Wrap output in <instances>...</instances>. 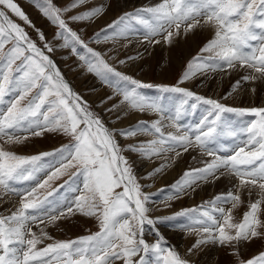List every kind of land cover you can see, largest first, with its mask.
I'll return each instance as SVG.
<instances>
[{"label": "snow or ice", "instance_id": "1", "mask_svg": "<svg viewBox=\"0 0 264 264\" xmlns=\"http://www.w3.org/2000/svg\"><path fill=\"white\" fill-rule=\"evenodd\" d=\"M89 2L72 0L61 9L52 0H46L47 6L39 5L37 0L44 17L58 29L53 37L62 41L58 46L77 56L86 65V70L95 73L102 82L112 85L113 80L116 81V94L122 99L105 109L108 113H117L112 122L121 120L122 107L128 112L152 113L156 119L150 124L138 121L124 129L108 127L91 105L74 92L48 55L56 50V46L35 27L14 0H0V50L5 43L12 44L5 54L3 67H0V140L5 145H20L29 135L41 136L44 132H56L69 139L68 144L54 152L33 156L19 155L0 145V188L6 195L21 197L16 211L0 217V264H51V260L45 259L50 255L59 264H114L115 260H121L123 264H149L146 259L149 252L155 255V264H195L182 258L175 250L165 248L164 237L158 232L153 244L143 238L146 224L154 226L175 217L153 219L148 215L150 196L143 193V186L125 155L126 152H134L141 158L152 159L163 156L170 149L175 151L176 147L186 152L192 146L203 149L214 159L206 162L204 168L190 169L185 173L187 179L177 182L173 193L176 198L185 192V186L191 187L195 180L215 176L220 169L235 175L249 195L258 188L261 198L249 204V210L239 223L233 222L231 211L226 213L224 207L215 206L214 213L203 211L202 218L188 226V230L200 236L187 250L188 254L196 256L203 246L213 244L231 249L230 254L236 257V264H264V251L245 259L239 250L244 243L264 239V219L260 218L261 205L264 204V107H228L217 100L195 96L197 101L209 106L205 110L207 115L194 128L185 127L179 121L186 101L179 106H170L163 96L149 98L141 90L156 87L161 93H182L185 97H193L195 94L192 91L178 86L142 83L111 66L105 59L107 53L89 46L101 40L128 39L133 29L125 21L131 19L147 29L144 39L148 43L159 44L161 41L156 37H161L171 44L173 38L181 34V25H185L186 32L200 26L203 19L205 24L214 25L215 34L201 52L212 55L194 58L180 83L195 75L193 67L204 71L238 66L250 70L242 77L243 81L264 80V35L258 36L254 31L257 28L264 31V0H163L154 7L125 13L86 41L70 26V22H95L103 17L108 7L101 3L85 8ZM81 8L84 10L79 11ZM8 12L36 31L38 38L44 42L43 47L38 46L25 28L9 17ZM69 12L72 14L66 20L64 16ZM145 14H149L148 18H145ZM253 40H260V47L246 52L245 48ZM109 59H115V56H109ZM132 59L134 57H127L118 63L123 65ZM17 60L21 63L14 70L17 75H12V66ZM240 83L236 81L235 86L239 87ZM34 89L36 91L33 93ZM6 96L10 97L7 101ZM113 99V96L105 97L100 104ZM225 113L241 117L249 114L255 119L237 130L225 120ZM166 128H173L174 131L166 132ZM145 133L154 138L129 145H122L118 139ZM238 134H246L245 144L249 151L245 152L244 147H240L233 155H216L214 146L219 144L221 137ZM179 154L176 153L177 156ZM47 156L58 157L59 167L47 174L46 179L38 184L40 188L51 187L52 182L67 174L69 169L75 171L65 185H69L70 181L75 183L74 178H82V188H72V191L81 194L76 195L67 206L53 196L64 185L48 193L52 200L45 198L43 201L28 199L35 188L20 193L14 187L17 181L36 180V173L41 170L36 162ZM167 166L168 163L158 165L147 174V178L158 175ZM216 201L231 202L235 208L241 203V197L229 191L224 196L216 197ZM30 209L32 212L28 211ZM74 211L95 217L100 230L78 241L56 242L38 248L43 243L42 237H47V234L41 230L38 236L30 225L38 220L42 222L44 218L54 222ZM188 211L191 210L177 215H184ZM142 252L144 256L140 255ZM137 257L138 260L135 259Z\"/></svg>", "mask_w": 264, "mask_h": 264}, {"label": "rangeland", "instance_id": "2", "mask_svg": "<svg viewBox=\"0 0 264 264\" xmlns=\"http://www.w3.org/2000/svg\"><path fill=\"white\" fill-rule=\"evenodd\" d=\"M111 1L112 0H90V2L86 4L84 7L91 8L101 3L109 6V3ZM14 2L29 17V19L32 21L35 27L40 29L45 34V36L47 37V40L50 41L54 46H56V50L53 53H49L48 55H50L51 59H53V61L56 63L63 77L68 80V83L71 85L74 92L79 94L83 98L84 101H86L89 105H91L92 110L95 113L100 115V117L102 118V120L105 122V124L108 127L115 128V129H124L129 126L135 125L138 121H143V122L150 124L156 119V116L152 113H144V114L136 113V112L132 113V112H128L126 108H122L124 109V111L128 113L126 114V115H129L128 118L132 115H137V116L132 121L127 122V123L125 122V124H122V123L117 124V122L113 123L112 121L115 119V116L117 115V113L115 112L108 113L105 111V109L108 107H111L113 103H117L122 99L120 95L116 94L117 93L116 81L113 80L112 85L102 82L100 77H98L95 73H90L86 70V65L77 56L71 55L68 49L60 48L58 46L59 44L62 43V41H57V40H54L53 38L54 34L58 31V29L56 26L52 25L51 22L46 17H44V15L42 14L40 10L39 5L47 6L46 0H39V5L37 3V0H14ZM71 2L72 0H52V3L61 9L68 6ZM162 2L163 0H160V1L145 0L141 3L134 4L133 7L123 6L118 13H116L115 11L113 13L114 15L113 17H111L104 23L100 22L97 27H91L92 23H89V22H79V23L70 22V26L74 30H76L82 36V38H84L87 41L99 29H101L102 27H105L106 25L112 23L115 20H118L119 17L124 15L125 13H135L137 10H144L147 8H151ZM78 10L83 11L84 8H81ZM71 14H72L71 12L67 13L64 16V18L67 20V17L70 16ZM8 15L15 23L20 24L22 27L25 28V31L28 33L29 37L33 41H35L38 46L43 47L44 42L38 38L37 32L32 27H29L27 24H25L23 21H21L18 17H16L11 12H8ZM148 15L149 14H145V18H148ZM125 23L130 24L131 28L133 29V31L129 33L128 39H117L115 41L112 39H109L107 42L101 40L100 42L90 43L89 46L94 48L97 51L107 53V55L105 56V59L111 66L116 68L117 71H120L126 75H130L133 78L141 81L142 83L152 84L154 86H157V85H160V86L166 85L169 87L178 86V87H182V88L192 91L195 94L193 97H185L182 93H161L156 87L141 90L144 93V95H146L149 98L163 96L165 99V103L169 104L170 106L171 105L179 106L181 102L186 101V103H184L183 105V110L181 113V120L179 121L180 124H183L185 127L194 128L195 125H197L199 121L205 115H207V112L205 110L209 106L203 104L202 101H197L195 99V96H201V97H204L205 99H214L228 107H237V108L264 107V105L260 103L261 98H264V86H263L264 80H258V81L256 80L257 82L255 81L252 83L250 81H246L247 84L249 83V84L254 85V86L249 85L250 87H248V90L246 89L247 90L246 92V91H243V88L245 90V88H247L248 85L243 84V82L240 83L239 87H236L235 84H236V81L238 80L234 81L233 79H230L229 77H226V78L222 77L223 80L222 78L220 79L218 78V76H222L224 72H226L228 69H233V68H223V69H216V70L207 69V70L201 71L193 67V72L195 73V75H193L190 79L194 80L195 83L192 86L187 85L186 82L190 79L183 81V83H180L183 73L187 70L188 64L190 62H194V58L198 56H203L204 58H207L210 55H212L211 53H207V52L202 53L201 49L210 40H212L214 36L213 37L210 36L206 39L205 37L202 38L200 41L201 44L198 50L195 51V49H193L192 54L187 58L185 57L184 52L179 49V46L175 49H171L172 47H170L169 50L153 48L157 46V44L156 43L150 44L148 43V41L144 39V33L147 31V29H145L143 25L139 24L137 20L131 19V20L125 21ZM201 23H204L203 19H201ZM184 29H185V25H181V32H183L182 35L186 34ZM172 30L175 31V28H173ZM254 31L256 32L258 36L264 35V31L258 28L255 29ZM156 39L160 40L161 41L160 43L164 44L163 45L164 48H166L167 46H170L168 43L164 42L161 37H156ZM173 39H175V37ZM173 41L174 42L171 43V46L175 45L177 42L176 39ZM133 43L135 44L133 45ZM140 43L143 44L144 46L146 45L145 48L143 47V45H139ZM135 45H138V46H135ZM260 45H261L260 40L250 41L249 47H246L245 51L252 52L255 49H258ZM11 47H12L11 43H5L4 48L0 50V67H3L5 54L9 52ZM147 47L148 48L152 47V48L146 51ZM109 49H111L112 51H109ZM143 52H145L144 57H148L149 61L147 63L142 61L139 64L140 62L139 60H141V56ZM150 55H154V56L150 57ZM167 55L176 56L178 61L177 60L173 61ZM109 56H115V59H109ZM127 57H134V59L127 60V62L123 65L118 63L119 60L126 59ZM162 60L171 61L172 69L170 70L166 69L165 67L169 65L168 61H162ZM136 61H138V63H136ZM149 62H152V64ZM20 63L21 61L17 60L15 64H13L12 75H17V73L14 70L18 65H20ZM177 63H180V64H177ZM173 65L177 67L173 68ZM236 68H239V67L237 66ZM4 70L7 71L6 68ZM246 70L249 73L250 70L248 69ZM197 76L198 78L200 77V79H203L204 77H208L210 79L208 81V86L206 88L203 87L204 91L199 90L200 87L198 86V82L195 81V79H197ZM87 82H91L92 84L96 83V84L93 87V86H90L89 83ZM261 86L263 88H261ZM253 88L255 89L254 92L252 91ZM98 89L102 90L101 96L100 94L97 95L96 93H94L93 96H90V94H92L91 92H94ZM35 91L36 90L34 89L33 93ZM239 91H241V93L238 94L237 92ZM108 96H113L114 99L111 101H108L106 104L101 105L100 104L101 100H103L105 97H108ZM230 97L235 98L234 100L236 101L238 100L241 103V105H237V104L233 105L232 103L230 104L231 102L229 100L231 99ZM9 98L10 97L6 96L5 100L7 101ZM250 99L256 101L257 103H255L253 106L242 105L243 101L249 102L251 101ZM192 105H195V107H192ZM126 115L122 114L121 118ZM224 118L226 121L230 122L232 126L237 130L245 127L248 122L255 119L253 116L249 114H246L245 116L241 117L234 113H225ZM126 119L127 118H125L124 121ZM165 131L166 132L174 131V129L166 128ZM153 138L154 137L151 134L145 133V134H137L136 136L128 138V139H123V138H118V139L122 145H129V144H136L139 141L147 142L149 140H152ZM246 138H247L246 134H238L237 136L225 135L221 137L219 144L214 146L217 150L216 155H219V156L233 155L234 152L237 151L240 147H244L245 152L249 151L248 146H246L245 144ZM68 143H69L68 137L62 134H58L56 132H44L41 136L29 135L25 143L20 144V145H5L4 141L0 140V145H3L6 149L11 150L15 152L16 154L24 155V156L39 155L45 152L51 153V152H54V150L59 149L62 145H65ZM233 147L234 149L232 151L231 149ZM188 151L190 152H187V151L185 152L183 148L176 147L175 151H172L170 149L163 156L159 158H152V159L141 158L137 153H134V152L125 153V155L129 158L130 162L133 165V172L137 180L143 186L142 187L143 193L150 196V200L147 204V206L150 209L148 215L153 219L157 217H175L174 219L165 221L163 223H158L154 226L146 224L144 226L143 238L149 244H153L157 240L156 234L158 232L160 235L164 237L163 246L165 248L170 249V250H175L182 258H187V259H189L188 253L185 252L184 254L180 252V250L178 249V247L172 240L171 235L170 234L167 235L168 232H166L165 230L166 228H168L169 230L170 229L184 230L186 233H191V234L196 235L194 237L197 240L200 238L199 234H197L194 231L188 230V226L192 225L196 220L201 219L203 211H209L210 213H214V207L221 206L225 208L226 213L229 210L231 211L233 222L239 223L242 221L244 213L249 210V204L261 198L259 189L258 188L253 189V190H256L255 192H257L256 194L257 196L256 197L251 196V199L246 202L243 198H241V203H239L238 207L234 208L231 202L221 204L219 201H216V197L224 196L227 194V192L225 191L223 187H219L218 190H216L213 193V195L206 194L200 197L199 199H197L193 203H181V201L178 202L179 200L183 199L184 196H187V195L194 196L195 191H197L200 187H201L200 189H202L205 186L206 182L210 180H214L216 177H221L222 174L225 172L224 169L222 170L220 169L219 171L216 172L215 176H209L207 179L195 180L192 183L191 187L185 186V192L182 193L179 196V198H176L173 195V193L176 189L177 182L187 179L185 177V173L190 169L204 168L206 166V162H211L214 159L213 156L207 155V153L203 149L196 147V146L189 147ZM177 152L180 153L179 156L176 155ZM193 153L195 154L193 155ZM137 158H141L143 159V161L147 163H150V162L158 163L157 165H155L156 167L160 164L168 163L167 167L170 168L174 166L176 162H181L183 167L182 169H180V171H178L177 175L169 182L161 184V185L159 184V186H154V183L151 181L153 177L147 178V174L150 173L154 168L151 169L150 171H145L143 173L140 172V170L138 169L136 165ZM197 158L199 160L204 159V161L202 160L203 163L198 162L196 160ZM58 159H59L58 157L47 156V157H43L40 161H37L36 166L41 169L39 172L36 173L37 179L32 180V181H23V180L17 181L14 185L15 189L20 193H24L26 190L30 191L31 189L35 188V192L28 199L43 201L45 200V198H47L48 200H52L53 197L48 196V193L52 191L53 188H58L60 185H64V187L60 189L59 193L58 194L54 193L53 196H55V199L57 201H60L65 206H67L68 204H71L73 202V198L76 195L81 194L80 192L72 191V188H75L77 186L82 188V178H74L75 183H72L70 181L69 185H65V181L70 180L71 173L74 172L75 169H69L67 174L62 175L59 179L52 182L51 187L40 188L38 186L39 183H42L43 180L46 179L47 174H49L52 170H54L55 167H59V164L57 163ZM230 175H232L233 178L236 180V183L240 185V180L235 175L233 174H230ZM155 176H158V175H155ZM117 191H119V189ZM232 193L234 195H240V197H242L239 192H232ZM248 194H249V191H248ZM251 195H252V192H251ZM0 197H2L0 199L5 198L4 203H0L1 205L0 208L2 207L0 210V217L10 215L12 212L16 211V209L20 205L21 197L15 194L6 195L4 193L3 188H0ZM153 202H156V203H153ZM5 205L7 208L5 207ZM45 207H47V205H45ZM3 209H5L6 212H3ZM261 209H262V214L260 218L264 219V204L261 205ZM185 210H191V211L186 212L184 215H177L179 213L185 212ZM28 211L32 212L31 209ZM152 211H155V212H152ZM216 215L218 216V213H216ZM30 226L32 228V231L35 232L38 236L41 235V230H43V232L47 234V237H42L43 243L39 244L38 248H43L47 246L48 244H54L56 242L78 241L79 238L95 234L100 230L99 222L95 217L85 216L81 214L80 212H76V211H74V213H66V217L62 216L60 219L54 222H50L49 219L44 218L42 222L38 220L36 223L31 224ZM196 240L193 242V244L196 242ZM261 241L262 239H257V242L259 244H256L255 249L249 252H245L246 249H242L240 245L239 250H240L241 255L245 259H247V258H251L252 256L256 255L260 251H264V240H263V243ZM215 246L222 248V249H226L218 245H215ZM230 252H231V249L227 248L224 254L228 253L229 255H231ZM140 255L144 256L145 254L142 252ZM45 259L51 260V264H59V262L56 259H54L51 255L48 257H45ZM135 259L138 260L139 257ZM146 259L149 261V264H155L156 258L152 252H149L147 254ZM224 259L222 260L221 264H236V257L234 255L229 256V259L228 257ZM189 260L194 261L193 259H189ZM114 264H123V262L121 260H115ZM195 264H199V263L195 262Z\"/></svg>", "mask_w": 264, "mask_h": 264}, {"label": "bare ground", "instance_id": "3", "mask_svg": "<svg viewBox=\"0 0 264 264\" xmlns=\"http://www.w3.org/2000/svg\"><path fill=\"white\" fill-rule=\"evenodd\" d=\"M145 0H112L110 3H109V6L108 8L106 9V12L104 14V16L98 20H96L95 22H92L91 24V27H97L99 25V23H104L106 22L108 19H110L111 17H113V13L116 11V13H118L121 8L123 6H127V7H133L134 4H137V3H141ZM153 1H160V0H153ZM115 13V14H116ZM186 34L185 35H182L183 32H181V34L179 36H175V39H176V44L171 46V44H169L170 46H167L166 48H164V44L163 43H159L157 44V46L153 47L155 49H164V50H169L170 47H172L171 49H175L179 46V49L181 51L184 52L185 54V57H189L191 54H192V50L195 49V51L198 50L199 46H200V41L202 38L205 37L208 38V37H213L214 34H215V27L214 25L212 24H205V23H201L200 26H197L195 29H192L190 31H186L185 32ZM173 39V40H175ZM137 41V40H136ZM174 42V41H173ZM139 43V42H138ZM135 43H133L134 45ZM139 45H143V44H139ZM135 46H138V45H135ZM146 46V45H145ZM145 46L143 45V47L145 48ZM152 48V47H151ZM151 48H146V51H148L149 49ZM144 54L145 52L142 53V56H141V60H139V64L144 61L145 63H147L149 60H148V57H144ZM154 55H150V57H152ZM168 57H170L173 61H178L177 57L174 56V55H167ZM162 61H168V66L165 67L166 69L170 70L172 69V62L169 61V60H162ZM136 63H138V61H136ZM152 64V62H149ZM138 64V65H139ZM177 64H180V63H177ZM137 65V64H136ZM177 66L173 65V68H176ZM125 68V67H124ZM126 69V68H125ZM248 74V71L244 68H233V69H228L226 72H224V74L222 76H218V78H222V77H229L230 79H233L234 81L235 80H239L241 83L243 82V84L245 85H248L247 88H243V91H246L248 90V87H250L249 85L251 86H254L252 84H247L246 81H243L242 80V77L247 75ZM224 78V79H225ZM65 79V78H64ZM67 82L68 80L65 79ZM210 79L208 77H204L203 79H200V77L198 78L197 76V79H195L196 82H198V86L200 87L199 90L201 91H204L203 87L206 88L208 86V81ZM217 80V79H216ZM223 80V78H222ZM258 81V80H257ZM256 81V82H257ZM255 82V81H254ZM89 83L90 86H95V84H92L91 82H87ZM195 82L194 80L190 79L186 82L187 85H193ZM252 83V82H251ZM86 84V83H85ZM262 84V83H261ZM263 84H264V81H263ZM70 85V84H69ZM196 85V84H195ZM242 85V84H241ZM264 86V85H263ZM71 87V85H70ZM72 88V87H71ZM261 88H263L261 86ZM209 89V88H208ZM247 89V90H246ZM211 90V89H210ZM101 91L100 89L94 91V92H91L92 94H90V96H93L94 93H96L97 95L100 94L101 96ZM212 93V92H211ZM209 93V94H211ZM238 94L241 93V91L237 92ZM245 93V92H243ZM242 93V94H243ZM254 94V93H253ZM259 94V93H258ZM252 95V94H251ZM255 95V94H254ZM214 96V95H213ZM216 96V95H215ZM239 96V95H238ZM245 96V95H244ZM250 96V94H249ZM247 96V97H249ZM97 97V96H95ZM91 98V97H90ZM231 99H229L231 102L230 104L232 103L233 105L234 104H237V105H241V103L237 100H234L235 98L233 97H230ZM233 98V99H232ZM241 98V97H240ZM244 98V97H243ZM248 99V98H247ZM97 100V99H96ZM242 100V99H241ZM240 100V101H241ZM244 100V99H243ZM251 100V99H250ZM246 102V101H245ZM245 102L243 101L242 105H250V106H253L255 103H257L256 101L254 100H251L249 102ZM260 103L262 105H264V98H261L260 100ZM260 104V105H261ZM123 108V107H122ZM126 110V109H125ZM123 113H127L126 111H124V109H121V115ZM133 113V112H132ZM128 114V113H127ZM131 114V113H130ZM139 115V114H138ZM129 115H126L124 117L121 118L120 121L117 122V124H125V122H130L132 121L137 115H132L128 118ZM127 118L125 121L124 119ZM37 145V144H36ZM39 145V144H38ZM41 147V146H40ZM193 147V146H192ZM187 152H190V151H187ZM196 152V151H195ZM197 153V152H196ZM195 153H193L194 155ZM199 154V152H198ZM188 155V154H187ZM186 155V156H187ZM189 156V155H188ZM197 156V154H196ZM199 156V155H198ZM201 156V155H200ZM193 157V156H191ZM181 158V157H180ZM184 158V157H183ZM173 159V158H172ZM194 159V158H193ZM164 160V159H163ZM174 160V159H173ZM180 160V159H179ZM189 160V159H188ZM198 162H202V160L204 161V159L202 160H199L198 158L196 159ZM136 165L138 167V169L140 170V172H145V171H150L151 169L155 168L158 163H147L145 161H143V159L141 158H137L136 160ZM160 161V160H159ZM206 161V160H205ZM169 162V161H168ZM196 162V161H195ZM203 163V162H202ZM161 165V164H160ZM191 165V164H190ZM198 165V164H197ZM204 165V164H203ZM201 166V165H200ZM182 163L181 162H176L174 166L172 167H165L164 170L158 174V176H154L152 178V182L154 183V186H159V184H164V183H167L169 182L170 180H172L178 173V171H180V169H182ZM222 170V169H221ZM226 172V171H225ZM224 172V173H225ZM222 174L221 177L219 178H215L214 180H210L208 182L205 183V186L202 188V189H198L197 191H195L194 193V196L192 195H187V196H184L183 199L179 200L178 202L181 201V203H193L195 202L197 199H199L200 197L206 195V194H210V195H213V193L218 190L219 187H223L225 189V191L228 193L229 191L231 192H239L241 194V198H243L246 201H249L251 199V196L252 197H256L257 195V192H255L256 190H253L252 191V195H249L248 194V190L246 188H243L241 187L239 184L236 183V180L233 178L232 175L228 174L229 172L225 173V174ZM221 190V189H220ZM223 190V189H222ZM259 193V192H258ZM234 195V194H233ZM6 197V196H5ZM4 200L5 198L3 199H0V203H4ZM11 200V199H9ZM253 200V199H252ZM7 201V200H6ZM153 203H156V202H153ZM9 204V203H8ZM222 204V203H221ZM3 205V204H2ZM156 205V204H155ZM227 205V204H226ZM1 206V205H0ZM8 206V205H7ZM6 207V205H5ZM4 207V208H5ZM2 208V207H1ZM0 208V210H1ZM7 208V207H6ZM153 208V207H152ZM231 208V207H230ZM233 208V207H232ZM157 209V208H156ZM152 210V209H151ZM162 210V209H161ZM164 210V209H163ZM3 212H6L5 209H3ZM152 212H155V211H152ZM158 213V212H157ZM69 228V227H68ZM162 228V227H161ZM168 234L171 235L172 237V240L174 241V243L176 244V246L178 247V249L180 250V252L184 253L187 252L188 253V249L192 246L193 242L196 240L194 236V234H191V233H186L184 230H173V229H168L166 228L165 229ZM170 237V238H171ZM263 240L262 239V243H263ZM256 244H259L257 242V239L252 241V242H247V243H244L241 245L242 249H246L245 252H249V251H252L253 249H255V245ZM261 245V244H260ZM252 247V248H251ZM258 247V246H256ZM227 249V248H226ZM226 249H222V248H219V247H216L215 245L213 244H207L205 246H203V249L196 255V256H190L188 254V258L189 259H193L195 262L199 263V264H221L222 263V260L224 258H227L229 259V255L228 253L224 254L225 253V250ZM243 252V250H242ZM229 255V256H227ZM225 261V259H224ZM223 261V262H224ZM227 261V260H226ZM225 263V262H224Z\"/></svg>", "mask_w": 264, "mask_h": 264}]
</instances>
